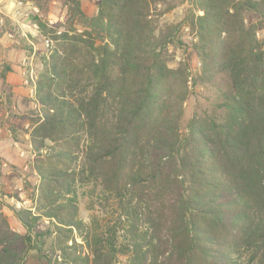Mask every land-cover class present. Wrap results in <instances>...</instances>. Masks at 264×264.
<instances>
[{"label": "trees", "instance_id": "16d2710c", "mask_svg": "<svg viewBox=\"0 0 264 264\" xmlns=\"http://www.w3.org/2000/svg\"><path fill=\"white\" fill-rule=\"evenodd\" d=\"M59 1L63 24L37 20L52 42L29 123L37 185L9 207L23 232L0 209V264H264V0H185L163 24L161 0H99L91 16ZM197 87L206 105L183 128ZM87 184L103 213L90 223Z\"/></svg>", "mask_w": 264, "mask_h": 264}, {"label": "rangeland", "instance_id": "374dc122", "mask_svg": "<svg viewBox=\"0 0 264 264\" xmlns=\"http://www.w3.org/2000/svg\"><path fill=\"white\" fill-rule=\"evenodd\" d=\"M80 1L87 15L98 12L99 0ZM46 6L47 12H43L35 0H0V70L4 64L11 66V72L6 74V84L11 87L10 100L1 92L0 79V209L8 216L10 227L17 232H23V229L9 207H30L23 181L26 178L32 185H37L36 178L26 169V162L33 157L28 143L29 123L33 118L31 109L36 107L35 80L41 68V57L52 45L48 36H43L38 29L37 20L46 19L49 26L63 24L66 12L59 0H46ZM188 7L185 0H161L156 3L155 12H160V24L178 22ZM246 22L257 23L259 17L249 13ZM182 36L187 43L192 40L188 29L183 30ZM256 38L263 41L264 48V27L256 31ZM171 51L176 61L185 57L182 50L174 48ZM191 66L193 72L199 71L195 54H192ZM200 92L201 88H195L184 104L183 128L188 119L206 105ZM96 195L97 189L93 190L91 184L78 189L79 216L86 223L96 217L103 218Z\"/></svg>", "mask_w": 264, "mask_h": 264}, {"label": "built area", "instance_id": "2783aa9c", "mask_svg": "<svg viewBox=\"0 0 264 264\" xmlns=\"http://www.w3.org/2000/svg\"><path fill=\"white\" fill-rule=\"evenodd\" d=\"M27 83V81H25Z\"/></svg>", "mask_w": 264, "mask_h": 264}]
</instances>
